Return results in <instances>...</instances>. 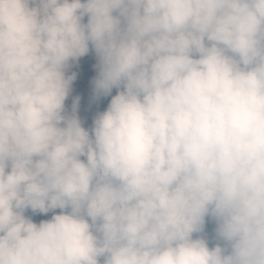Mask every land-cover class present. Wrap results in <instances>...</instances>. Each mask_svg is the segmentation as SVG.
Masks as SVG:
<instances>
[{
  "label": "clouds",
  "instance_id": "clouds-1",
  "mask_svg": "<svg viewBox=\"0 0 264 264\" xmlns=\"http://www.w3.org/2000/svg\"><path fill=\"white\" fill-rule=\"evenodd\" d=\"M0 264H264V0H0Z\"/></svg>",
  "mask_w": 264,
  "mask_h": 264
},
{
  "label": "rangeland",
  "instance_id": "rangeland-1",
  "mask_svg": "<svg viewBox=\"0 0 264 264\" xmlns=\"http://www.w3.org/2000/svg\"><path fill=\"white\" fill-rule=\"evenodd\" d=\"M96 62L97 61L94 52L90 51L86 56L79 58L78 61H70V66L68 69H66V75L70 76L75 74L76 77L71 84V91L65 101L66 110L70 113L73 101L79 97V107L77 109V114L82 120L83 126L86 128L91 127L93 117L98 111L105 110L111 99L110 96L102 98L99 101H93L92 99V80L97 75V70L94 67ZM115 94L116 90L113 89L112 95ZM59 211V209L56 210V212ZM25 214L30 216L36 223H39L41 220L50 219L52 215L51 212L48 214H33L31 210H28ZM212 227L213 225L211 223H209L206 227V233L209 238L212 235Z\"/></svg>",
  "mask_w": 264,
  "mask_h": 264
},
{
  "label": "trees",
  "instance_id": "trees-1",
  "mask_svg": "<svg viewBox=\"0 0 264 264\" xmlns=\"http://www.w3.org/2000/svg\"><path fill=\"white\" fill-rule=\"evenodd\" d=\"M85 22H86V17H85Z\"/></svg>",
  "mask_w": 264,
  "mask_h": 264
}]
</instances>
